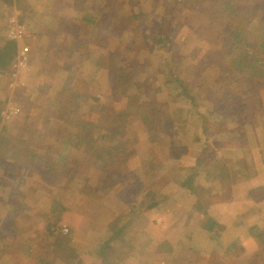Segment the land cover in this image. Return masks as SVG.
<instances>
[{"label":"rangeland","instance_id":"obj_1","mask_svg":"<svg viewBox=\"0 0 264 264\" xmlns=\"http://www.w3.org/2000/svg\"><path fill=\"white\" fill-rule=\"evenodd\" d=\"M161 1L0 0V44L18 50L0 75V264H264L248 139L264 148V0H233L211 28V0L174 16ZM235 24L244 55L227 52Z\"/></svg>","mask_w":264,"mask_h":264},{"label":"trees","instance_id":"obj_2","mask_svg":"<svg viewBox=\"0 0 264 264\" xmlns=\"http://www.w3.org/2000/svg\"><path fill=\"white\" fill-rule=\"evenodd\" d=\"M4 1L7 2V3L11 2V0H4ZM161 2L165 3V7L164 8L167 9V12H166L167 15L174 16V15L179 14L178 8H177L178 12L176 11L177 0H165V1L162 0ZM218 3L221 4L222 1L221 0H211L210 4H212V5H211V8L209 10L206 11V9H204V8L200 10V12L205 13V15H204L205 17H204L203 21L200 22V23H206L205 27H207V28L208 27L211 28V26L213 27V24L221 23L222 16L224 17L225 13H229L230 11L231 12L233 11V7H234V1L233 0H225L223 2V5L221 4L222 6H215V4H218ZM214 7H216V8H214ZM235 10H237V7L235 8ZM218 11H221V12H219L217 14L216 12H218ZM78 14L84 16V17L80 18L79 24L81 26H94L99 21V20H96L94 15H90L88 13H82V14L78 13ZM196 16H197L196 13L192 14V16L188 20V24H190L191 21L195 20ZM238 26L239 25L235 24L233 26L226 27V33H225V37H227V44L228 45L230 44L229 51H227V52H229L228 54H232L234 56L235 55H237V56L244 55L246 52H244L242 50H244L245 47L242 48L241 44H243V42H245V41L249 42V40L246 39V37H245V32L241 31V28L238 27ZM206 30H210L209 31V35L211 33H214L213 29L212 30L211 29H206ZM159 42L165 44V42L163 40H160ZM263 48H264V41L261 44V49H263ZM17 55H18L17 43L15 42L14 39L8 38V40L3 41L2 44H0V75L4 74L5 72H7L9 70V68L13 64V62H15V60L17 58ZM183 77L184 76H182V78ZM185 77H187V76H185ZM176 83H177V81L175 82V84L173 82L174 85H176ZM184 92H185V94L184 93H180L181 96H179V97L177 96L176 99L181 100L182 98H180V97H185L186 95L187 96L185 98L188 99L190 96H192L190 94H186V91H184ZM183 94H184V96H183ZM229 99L232 100L233 98L229 97ZM186 103H189V101L186 100ZM176 104H178V103L176 102ZM186 105L193 107L194 104L191 102V103L186 104ZM178 106H182V105L178 104ZM184 107L185 106H182V108H184ZM179 111H181V110L177 109V106H172L162 116H163V118H167V116L171 117L174 114L177 115ZM183 112H184V110H182V113ZM184 114H185V112H184ZM210 114L212 115L211 112H210ZM223 115L225 116V114H223ZM1 120H2V117H1V112H0V123H1ZM0 126H1V124H0ZM216 126H218V127H216L215 132H221V130L224 129L223 128L224 125H221L219 123ZM204 129H205V127H204ZM241 135H244V133H241ZM2 137H3V133H2V130H1L0 131V138H2ZM198 175L199 174L196 175L195 172H188L185 175V177L182 180V182H178V184L180 185V187L184 188L185 190L191 191V190L194 189V181L196 180L195 176L198 177ZM154 206H156V204H151L150 203L148 208L151 209ZM210 221L211 220H209L208 223ZM101 238H102V242H100L101 241L100 239L98 240L99 241V245H98L99 246V248H98L99 252H101L104 249V247L109 242H112L113 240L116 239V232L114 230L113 231H106L105 233L102 234ZM105 238H106V241H104ZM69 241H70V238L66 237V236H62V238H59V240H57L55 242V244H54V250H53L54 252H53V254H57V252H58L59 255H60L61 249L63 247H65L69 243ZM239 243H240V240L238 238L235 241H231V242L227 243V249H226L227 252L228 251H233V250L239 248ZM55 249H57V250L55 251ZM169 249H170V247H169ZM81 263L82 262H78V264H81ZM84 263L86 264V262H84Z\"/></svg>","mask_w":264,"mask_h":264},{"label":"crops","instance_id":"obj_3","mask_svg":"<svg viewBox=\"0 0 264 264\" xmlns=\"http://www.w3.org/2000/svg\"><path fill=\"white\" fill-rule=\"evenodd\" d=\"M251 135L253 136V134H251ZM251 135L248 137V139H250L249 141H254V142L257 141V144H255L256 148L253 150L254 152L252 154V156H254V159H255L254 167L264 168V148H262V146L258 144V142H261L263 140H261V138L258 137L259 136L258 134H256L257 136L254 134V136H256L255 138H250ZM244 136H245V133H244V135H241V137H243V138H244ZM242 141H244V140H242ZM253 147H254V145H253Z\"/></svg>","mask_w":264,"mask_h":264}]
</instances>
